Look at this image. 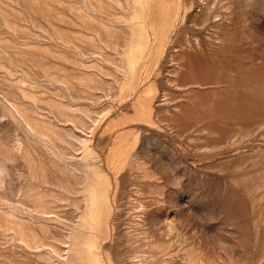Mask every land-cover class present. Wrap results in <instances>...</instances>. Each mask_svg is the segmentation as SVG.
Returning <instances> with one entry per match:
<instances>
[{
	"label": "rangeland",
	"instance_id": "obj_1",
	"mask_svg": "<svg viewBox=\"0 0 264 264\" xmlns=\"http://www.w3.org/2000/svg\"><path fill=\"white\" fill-rule=\"evenodd\" d=\"M0 264H264V0H0Z\"/></svg>",
	"mask_w": 264,
	"mask_h": 264
}]
</instances>
